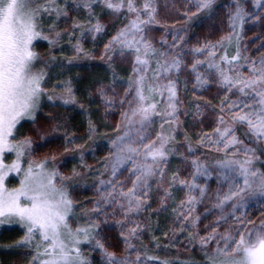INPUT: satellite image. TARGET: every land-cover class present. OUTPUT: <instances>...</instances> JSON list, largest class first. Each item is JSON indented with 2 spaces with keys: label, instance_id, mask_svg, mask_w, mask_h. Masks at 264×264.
Instances as JSON below:
<instances>
[{
  "label": "snow or ice",
  "instance_id": "obj_1",
  "mask_svg": "<svg viewBox=\"0 0 264 264\" xmlns=\"http://www.w3.org/2000/svg\"><path fill=\"white\" fill-rule=\"evenodd\" d=\"M198 19L207 34L190 31ZM92 60L104 75L85 84L73 70ZM65 157L79 164L64 171ZM12 226L22 234L2 247L26 249L24 264H264V0H0ZM178 242L199 261L150 252Z\"/></svg>",
  "mask_w": 264,
  "mask_h": 264
},
{
  "label": "rangeland",
  "instance_id": "obj_2",
  "mask_svg": "<svg viewBox=\"0 0 264 264\" xmlns=\"http://www.w3.org/2000/svg\"><path fill=\"white\" fill-rule=\"evenodd\" d=\"M165 2V0H160V3L163 4ZM219 3H223L224 0H218ZM215 19V18H214ZM211 22L209 21H204L202 19H198L196 21L193 22L192 24V28L190 31L194 32L196 34V36H201V34H207L208 32V25ZM261 29L258 28H251V29H246L245 32V40L246 41H251V43L249 44V49H250V54L255 55V50H254V46L259 44V40L257 39V36L260 34ZM159 33H157L158 35ZM195 38V37H194ZM208 38L210 39H215L216 35H211ZM37 50L38 51H44L47 48V43L46 42H40L36 45ZM85 47H90V45H85ZM66 54H71L69 52H67V49H65ZM82 65H84L83 68H80L82 70H85L87 72L89 71H93L95 68H103L102 66H100V62L98 60H92V61H81ZM205 95H207L205 93ZM186 99H191V93L186 94ZM213 103H215V101H213ZM114 119L113 117H109V120ZM28 127L27 124L24 125V128L26 129ZM73 131V130H72ZM84 129H79L77 132H75L77 135H81L83 133ZM191 134V133H190ZM194 138V137H193ZM63 141L62 140H57L55 144L52 145V147H56L57 145H62ZM77 143H81V141H77ZM47 148L45 149H41L40 151H46ZM107 151L106 148H101L99 150V156L98 159L101 158L105 152ZM92 156V155H91ZM90 156V154L85 156V160L88 164H95L96 161L98 160H94L92 159V157ZM66 161V157L63 161V166H62V170L64 171H68L69 169L67 168V166L65 165ZM173 166H175L177 164L176 160H173ZM91 178H87V182L91 183ZM15 183V181H10L9 185L12 186V184ZM74 195L76 196V199L80 200V201H85L86 198H89L92 196V190L90 188H80L77 189V191L74 193ZM154 206V205H153ZM167 214L166 213H161L159 218L162 217H166ZM155 218V219H154ZM156 220V217H153V224L154 221ZM166 227L168 225V221L166 220ZM22 234L21 230L16 227V226H12L10 228H0V253L2 252L4 255L8 256V253H10L12 250L3 248L2 245L5 244H11L13 242V240L15 239L16 236H20ZM158 234V232H156V235ZM112 235L115 237L116 232L115 230H113ZM160 238V242L163 243V237L162 235L159 237ZM143 239V243L144 244H148L149 243V237L147 235H145V237L142 238ZM181 242H183V238H181ZM178 242L177 247L175 249L169 247L168 249H163L161 248L158 252L152 251L150 249L151 254L153 255H158L161 259H171V260H176V261H183L186 260L188 258H192L195 259L197 261H199L200 257L197 255L196 252H193L191 247L189 248H184V247H180V243ZM27 251L26 249H17V251L15 252V255L12 259V262L10 264H24V261L26 259V257L24 255H22V252ZM10 255V254H9ZM11 256V255H10ZM1 264V261H0Z\"/></svg>",
  "mask_w": 264,
  "mask_h": 264
},
{
  "label": "trees",
  "instance_id": "obj_3",
  "mask_svg": "<svg viewBox=\"0 0 264 264\" xmlns=\"http://www.w3.org/2000/svg\"><path fill=\"white\" fill-rule=\"evenodd\" d=\"M73 71L74 72L75 71H79L81 73V75L84 76V83L85 84L89 83L94 78H98V77H101V76L104 75V69L103 68H95L93 71H89V72H87L85 70H82V69H74ZM73 115H75V114H73ZM75 119H76V121H79L81 119V117L76 116ZM79 129H83V125L79 126L78 128H73L72 130L74 132H77ZM105 130H107V129H105ZM81 143H82V141H81ZM99 150L100 149H98L95 152V155L90 154V156L92 155L91 156L92 159H94V160L98 159ZM64 163L67 166V168L70 170L73 165H78L79 161L77 159H72L71 157H66V161ZM89 178H91V180L93 179V177H91V176H89ZM88 183H90V182H88ZM155 224H156V220L154 221V225ZM166 224L167 223H166V218L165 217L159 218L160 231H158V234H157L158 237H160L162 235L163 230L166 228ZM18 237L19 236H16L14 240H16ZM9 250H12V251L10 253H8V256L4 255L2 252L0 253L1 264H10L12 262V259H13L14 255H15V252L17 251V249H8V251Z\"/></svg>",
  "mask_w": 264,
  "mask_h": 264
}]
</instances>
